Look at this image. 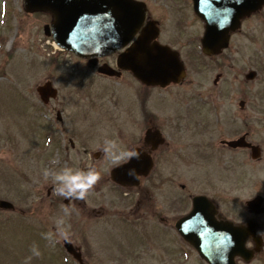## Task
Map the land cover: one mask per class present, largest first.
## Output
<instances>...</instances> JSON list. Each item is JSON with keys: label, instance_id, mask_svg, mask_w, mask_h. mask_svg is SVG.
<instances>
[{"label": "rangeland", "instance_id": "rangeland-1", "mask_svg": "<svg viewBox=\"0 0 264 264\" xmlns=\"http://www.w3.org/2000/svg\"><path fill=\"white\" fill-rule=\"evenodd\" d=\"M2 1L6 7L0 16V200L12 203L16 209L14 212L0 210V264H74L69 263L58 248L63 239L56 232L61 219L71 240L75 244H81L84 264H204L193 249L183 242H180L183 250L176 249L175 245L179 248V244L175 242L174 232L159 228L149 220L144 221L148 228L139 233L137 230L129 231L121 223L118 224L119 227H115L107 219H89L85 207L80 209L76 205L66 206L61 202L52 204L46 197L47 190L51 186H57L52 173L64 168L79 170V162L74 158L73 161L63 163L60 171H51L50 167H55L58 161L42 157V154L45 153L46 156L49 153L45 151V146H40L43 141L39 137L42 131L47 132L46 116L50 117L51 113L53 118L56 109L63 113L68 131L67 141L73 138L72 127L76 133L79 129L87 131L90 123L96 121H99L96 124L99 126L89 128L87 136L93 135L94 138L96 131L101 136L106 130L117 137L115 129L118 128L110 126L107 129L104 125L100 126L103 114L95 117V113L97 115V111L102 112L103 107L110 112V121L119 124L123 119L126 120L128 106L133 105L131 95L139 90H145L144 93L148 94L147 111L152 113L154 122L173 116L175 112V119L187 129L185 125L188 127L189 124V102L191 101L192 106L196 98L206 103L204 92L212 88L214 75L222 71L219 66L223 64H228L223 71L226 82L233 80L234 74L239 73V67L243 74L249 70L258 73V77L252 82H246L239 73L237 97L232 98L230 95L219 101H223L228 110L237 111L240 100L247 102L243 121L257 129L263 149L262 160L254 162L249 156L243 155L237 158L238 161L230 163L229 155L225 154L223 157L220 154L208 162H191V159L176 158L175 145L171 144L170 148L174 152L170 154L168 166L162 171L163 177L169 180L172 191L185 196L187 203L192 196L206 195L218 203L221 213L227 218L243 222L254 218L244 211L243 205L256 195L264 197V123H255L260 121L256 117L262 115L264 109V97H261L264 95V13L259 19H254L253 26H256L253 30L246 27L233 38L225 56L214 60L218 66L214 65L212 70L205 66L206 59L201 57L199 50L194 52L181 44L174 46L187 69L183 87L143 88L136 80L124 76L122 79H111L114 81L107 88L104 83L102 86V78L98 80L96 71L86 67L70 53L54 48V42L43 32L44 26L50 21L48 15L25 13L22 0ZM186 33L189 35L188 31ZM85 70L90 74L87 79H83L81 75ZM102 80L109 83V80ZM46 81H51L59 91L57 100L47 106L40 102L36 93V87ZM127 100H130L128 104ZM200 106L203 110L201 119L205 121V113L211 110L206 104ZM76 108L80 112H75ZM75 113H80L82 117ZM66 116L71 117L66 120ZM191 128L189 125V129ZM75 139L77 140L76 137ZM111 140H115L120 146L121 142L117 138ZM98 142L90 141L87 147L95 152ZM67 147L69 148L68 144ZM53 151L54 147L52 153ZM68 154L74 155V151L69 148ZM122 162H113L107 155L106 161L97 164L106 175L108 169L110 171ZM46 170L48 175H45ZM180 185H185L184 192H181ZM102 188L103 196L113 197L111 203L123 201L121 194L127 193V189H114L111 183L103 184ZM105 201L107 199L100 204ZM117 206L118 203L115 207ZM65 207L69 208V214H65ZM187 209L188 207L185 211ZM109 210L112 213L117 211L113 208ZM104 214H109L108 210ZM259 224L264 231V214L260 217ZM141 225L142 223L139 226ZM45 229L56 236L52 237L54 243L45 238ZM78 234H81L80 241L76 236ZM34 244L40 250L39 257L32 255L31 248ZM247 264H264V251Z\"/></svg>", "mask_w": 264, "mask_h": 264}, {"label": "flooded vegetation", "instance_id": "flooded-vegetation-1", "mask_svg": "<svg viewBox=\"0 0 264 264\" xmlns=\"http://www.w3.org/2000/svg\"><path fill=\"white\" fill-rule=\"evenodd\" d=\"M135 1L143 3L145 6V18L137 35L142 33H157L156 40L171 48H174V46L176 47L178 44H181L183 47H189V45H191L190 43L187 46L179 41L182 39L183 35H187L186 31H188L189 34H203L207 31H214L215 33L229 32L231 34L230 38L232 39L234 36L241 34L245 25H247L249 29H252L254 18L262 17L264 13L263 7L260 10H254L253 13L246 14V17H244V9L235 12L232 4L228 1L207 0V2L197 4V7L204 11L205 20L203 21V18H201L203 17L202 14L195 8V0ZM220 16L223 18H219ZM233 27L237 28L233 29ZM135 39L136 37L134 40ZM231 42L229 47L231 46ZM198 43L200 44V41ZM130 45L131 44H128L124 50ZM195 46L196 43H194L191 48H194ZM119 55L120 54L117 53L106 58H92L89 60L76 59L87 65L86 67L90 68L92 71H96L97 76L104 80L109 77L111 79H122L124 76L133 80L134 77L130 72L118 68L117 60ZM221 56H225V51L217 56L206 57L205 66L209 67L211 70L214 69V65L218 66L214 63V60ZM225 65L226 64L219 66V69H222V71L214 75L212 88L204 92L206 103L201 99L198 101L196 98L192 106H190L191 101L189 102L187 106L189 107L187 114L189 124L187 120L186 123L188 124V127L185 125L187 129L184 128L182 122L175 119V112L173 116L166 119L160 118L159 121L154 122L152 113H148L147 111L148 94L144 93L145 90H139L136 94L131 96L133 98V105L132 107L128 106L129 111L127 112L126 120L123 119L119 124L110 121V112L103 107H101L102 112L97 111V115L95 113V117H100L103 114L100 126L104 125L107 129H109L110 126L118 128L115 129L118 132L117 137L109 131L107 133L106 130L103 131L104 135L101 136L97 131L95 132L94 138L93 135H90V137L87 136L89 128L92 129L93 126H99L96 125L99 121H96L90 123V126L86 129L87 131L79 129V132L72 134L73 138L67 141L68 131L65 127L63 113L56 109L54 117L52 118L49 111L50 117H48V120L53 122L54 128L51 129V127H49L47 129V137H51L53 140L51 147L55 145L54 149L56 153L53 155L49 153L47 159L50 160L52 157H55L56 161L63 163L68 159L73 160L74 158H77V161L79 162L78 166H80L81 170L94 168L100 176L99 180L93 188L89 190L84 199H78L75 197L63 198V196L55 191V188L58 186L55 185L47 190L46 197L49 201L52 204L61 202L66 206H71V204L76 205L77 208L80 209L81 207L82 209L85 207L89 219L99 217L96 218L98 220L106 216L109 217L108 220L113 218L118 220L133 219L134 223L142 220H150L158 224L168 223L170 221L173 222L174 220L179 219L183 210H185L189 203L184 200L185 196L181 194L179 195L176 192L167 194V191H165L167 187H164V183H169V180H166L163 177L164 174L162 172L164 171L163 169L168 166L167 163L170 162V154L174 152L170 148L171 144L175 145L176 158L191 159L193 160L191 162L208 161L211 158L213 159L214 156L220 154L221 156H224L226 153L231 154V158H238L242 155L248 156L251 147L245 145L261 146L262 144L258 138L257 129L255 127L253 128L250 123L245 122V124L243 121V111L246 106L245 103L247 102L244 100L238 102L239 112L237 110H228L223 105L224 102L219 101V99L230 95L232 98L237 97L236 88L239 86V73H241V76L244 75L239 67V73L234 74L233 80L226 82L223 71L228 64L227 66ZM100 66L111 68L110 73H112L113 76L107 77L100 74L98 72ZM85 71L86 74L90 76L88 73L89 71ZM255 76H257V74H255ZM185 79L186 77L183 80H179L176 84H171L169 86L183 87L182 85L184 84ZM231 83L233 84L231 85ZM189 84L192 85L191 82H189ZM261 97H264V95ZM51 101H56V99L50 100V102ZM200 101H202L204 105H208L211 110L205 113V121L201 119L203 110L199 107L203 104H201ZM260 108L262 109V105ZM54 110L55 109H53V111ZM78 116L82 117L80 113H78ZM256 119L260 121L255 123H264V109H262V115H259ZM104 120H107V122H104ZM50 124L52 125V123ZM189 125L192 126L191 129H189ZM148 133H151V135H157L159 145L155 144L153 137H149ZM114 138H117V140L121 142V148L139 150V152H141L140 157L142 156L143 159L144 155H149L152 158L153 166L147 177L142 178L139 176L138 179L133 180L132 177L136 176L135 174H132V176L130 174L131 177L126 179V183L128 184L127 188L129 191L133 192L132 198L135 199L134 202L125 199L121 202L118 201L111 203L113 197H106L102 194V185L109 182L107 176L104 175L103 171L100 169V165L97 163L104 162L107 159V155L103 151L104 140ZM95 140H98L99 142L97 151L93 152L87 146L89 145L88 142H94ZM237 140L241 141L239 146L235 148L228 147V142ZM67 144L69 145V148L74 151V155L68 154L69 148L67 147ZM92 146L93 145H90V147ZM59 164L55 165V167L51 166V171H60L62 165ZM133 183H136V185H133ZM180 189L184 190L185 187L180 186ZM104 199H107V201H105L104 204H100ZM117 203L118 206L115 207ZM105 205L110 206V208H107ZM112 208L117 211L112 213L109 210ZM120 209L123 211H120ZM106 210H108L109 214H104ZM81 214H77V216ZM45 234L52 233L47 231ZM76 236H78L80 241L81 234ZM52 237L56 238L53 234ZM71 239L72 238L70 237L69 240L62 239L61 241H72ZM74 247L82 252L81 245H75Z\"/></svg>", "mask_w": 264, "mask_h": 264}, {"label": "water", "instance_id": "water-1", "mask_svg": "<svg viewBox=\"0 0 264 264\" xmlns=\"http://www.w3.org/2000/svg\"><path fill=\"white\" fill-rule=\"evenodd\" d=\"M229 3L237 12L240 9L251 10L264 0H230ZM23 5L27 12L51 13L53 21L45 27L46 35H51L60 48L85 59L119 51L135 35L144 18V9L132 0H23ZM227 33L207 31L202 41L204 53H217L226 47ZM149 44L150 39L141 35L130 49L120 55L119 66L131 70L148 85L178 81L183 69L175 53ZM37 92L44 102L57 93L51 83L39 86ZM138 162L131 160L128 165L114 169L113 180L122 183L121 173L135 167ZM193 202L194 212L182 220L178 228L202 259L208 264H235L236 256L245 261L253 257V253L245 249L246 237L252 233L250 229L242 230L228 223L216 224L212 217L213 207L206 199L196 198ZM260 204L256 198L247 206L250 211H255ZM0 208L13 207L1 201Z\"/></svg>", "mask_w": 264, "mask_h": 264}, {"label": "clouds", "instance_id": "clouds-1", "mask_svg": "<svg viewBox=\"0 0 264 264\" xmlns=\"http://www.w3.org/2000/svg\"><path fill=\"white\" fill-rule=\"evenodd\" d=\"M103 151L113 162L124 163L129 162L132 158H139L140 152L136 149H123L117 144L115 140L105 139ZM134 171V170H133ZM48 171H45V175H48ZM131 174V173H130ZM52 175L57 182L55 191L65 198H78L84 199L89 190L93 188L96 182L99 180V173L94 168L88 170H73L71 168H64L60 172H54ZM65 214H69V208L65 207ZM59 226L56 230L57 235L64 240H69L70 234L63 227V219L59 220ZM45 238L54 243L52 234H45ZM33 256L39 257L41 255L37 245H33L31 248ZM28 259H31L29 257Z\"/></svg>", "mask_w": 264, "mask_h": 264}]
</instances>
